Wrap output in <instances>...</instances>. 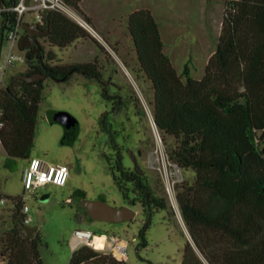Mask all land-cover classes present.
<instances>
[{
	"label": "trees",
	"instance_id": "16d2710c",
	"mask_svg": "<svg viewBox=\"0 0 264 264\" xmlns=\"http://www.w3.org/2000/svg\"><path fill=\"white\" fill-rule=\"evenodd\" d=\"M82 0H67V6L83 14ZM19 0H0V7H13ZM225 15L217 51L202 80L186 65L179 73L165 51L160 24L147 9L127 18V29L137 60L139 80L150 85L153 116L167 147L170 161L195 174L192 183L177 186L181 217L191 237L183 264H264V0H225ZM13 12L1 14L2 32L16 22ZM41 29L50 50L24 49L28 69L11 78L0 90V143L12 159L28 161L34 149L44 82H68L78 75L97 82L105 99L124 100L109 94L111 86L98 61L63 63L52 48L66 49L80 40H93L91 33L66 15L49 11ZM117 51L115 48H113ZM19 75H40L29 83ZM72 120L66 114L50 112ZM58 119V118H57ZM66 130L65 142L74 139ZM262 132V136L259 133ZM112 166L114 183L126 205L140 204L143 226L140 246L147 247L146 234L159 212H172L167 191L150 180L135 164L123 167L119 148ZM13 204L11 230L0 233V257L4 264H44L43 239L30 235L24 225L20 198L1 196ZM71 264H125L89 247L74 252Z\"/></svg>",
	"mask_w": 264,
	"mask_h": 264
},
{
	"label": "rangeland",
	"instance_id": "374dc122",
	"mask_svg": "<svg viewBox=\"0 0 264 264\" xmlns=\"http://www.w3.org/2000/svg\"><path fill=\"white\" fill-rule=\"evenodd\" d=\"M145 6L156 12L168 52L175 50L178 53L174 64L179 73H183L188 65L191 75L202 80L211 53L217 51L226 10L225 0H85V9L112 34L110 45L113 39L121 41V53H118L127 68L119 61L112 64V73L115 72L113 82L117 87L111 86L109 94L113 98L122 97L125 105L120 106L115 99H105L97 82L78 75L68 82L45 80L31 157L52 165L69 166L71 177L65 187L49 185L27 200L33 217L27 232L30 235L41 234L43 245L40 253L44 264H71L73 249L70 241L76 230L108 233L123 239L128 244L125 264H183L189 233L179 214L176 189L183 182L192 183L195 174L181 170L170 161L167 147L155 125L151 87L144 80H139L135 72L138 66L129 38L127 18L131 11ZM1 20L0 15V24ZM25 20L31 21L30 16ZM98 33L104 35L103 38L98 37L100 42L108 46L105 42L107 36L101 28ZM5 35L0 28V88L29 67L28 64H16L3 68L9 53ZM40 46L47 52L50 50L46 38L41 37ZM97 48L90 42L52 50L61 62L74 63L93 61L94 53L100 54ZM16 53L19 54V50ZM20 54L25 55L26 52L21 50ZM109 60L112 61L111 58ZM50 112L66 113L75 119L72 141L65 142L64 124L49 121ZM117 148L124 168L133 170L137 164L146 171L150 180L161 184L165 192L168 187L171 189L169 202L172 212L155 214L146 234L147 247L140 246L139 238L144 221L142 206L126 205L114 183L108 159L114 166ZM26 166L27 161L10 158L0 143V192L3 195L11 193L24 197L23 172ZM166 172L170 179H166ZM79 190L84 191L88 201H105L113 207L128 206L135 216L130 221L117 224L84 220ZM45 195L49 198L43 201ZM11 209L9 203L0 206V233L11 230ZM0 264H4L1 257Z\"/></svg>",
	"mask_w": 264,
	"mask_h": 264
},
{
	"label": "built area",
	"instance_id": "2783aa9c",
	"mask_svg": "<svg viewBox=\"0 0 264 264\" xmlns=\"http://www.w3.org/2000/svg\"><path fill=\"white\" fill-rule=\"evenodd\" d=\"M49 11L60 12L88 31H91L90 28L88 29L86 21L67 6V0H19L18 4L13 7H0V15L13 12L17 16L14 25L10 27V30L5 31V40L9 44V53L6 65L3 67L4 69L16 64H28L27 52L25 55L20 54L22 50L20 43L26 33L24 25H34L40 28L43 26L44 14ZM26 16H30L31 21H26ZM17 50H19V54L16 53ZM2 88L3 86H1L0 90ZM2 116L3 111L0 108V120ZM0 127H2L1 123ZM158 139H160V136H158ZM165 176L166 179H170V175L167 172ZM70 177L71 170L69 166L52 165L39 158H30L27 161V166L23 172L24 197L20 198L22 202L21 213L26 227L33 222L31 208L28 206L27 200L35 197L41 189L49 185L65 187ZM167 191L169 197H172L170 187L167 188ZM7 203L12 205V211L13 204L5 199H0V206ZM70 244L73 253L83 247H89L102 255L112 256L120 262H125L127 259V242L113 234L97 233L91 230H76Z\"/></svg>",
	"mask_w": 264,
	"mask_h": 264
},
{
	"label": "water",
	"instance_id": "95a60500",
	"mask_svg": "<svg viewBox=\"0 0 264 264\" xmlns=\"http://www.w3.org/2000/svg\"><path fill=\"white\" fill-rule=\"evenodd\" d=\"M86 24L88 26V29L89 28L92 29V27L87 22ZM24 29L27 32V36H23L21 40V43H20L21 49L22 50L32 49L36 47V53H39L42 50V47L39 45V40L37 38L46 36L48 35L49 32L41 28H38L34 25H24ZM93 32L95 31L93 30ZM42 78L44 77L40 75H32V76L19 75L18 76V79L25 80L29 83L39 81ZM48 119L51 123L64 124V126L66 127V130H70V128L72 127V120L69 118H64V117L48 114ZM259 136H262V132L259 133ZM48 198H49V195H45L42 200L46 201L48 200ZM87 204L91 205L94 208L93 220H102L108 223L117 224V223L130 221L135 216V213L128 206L113 207V206L108 205L105 201H97V202L88 201ZM189 240H191L190 235H189Z\"/></svg>",
	"mask_w": 264,
	"mask_h": 264
},
{
	"label": "crops",
	"instance_id": "0c3cea01",
	"mask_svg": "<svg viewBox=\"0 0 264 264\" xmlns=\"http://www.w3.org/2000/svg\"><path fill=\"white\" fill-rule=\"evenodd\" d=\"M84 3H85V0H82L81 1V4H80V8H81V10H82V12H83V14L91 21V24H92V29L95 31V32H90L91 33V35H92V37L96 40V41H98L102 46H104L105 47V51H102L99 47H98V45L93 41V40H80V41H77L74 45H76V44H82V45H85V43H90V42H92V43H94L95 45H97V49L99 50V52H100V54L98 53V54H95L94 53V59H93V61H90V62H74V63H91V62H94V61H98L99 63H100V65H101V67H102V69H103V71H104V75H105V78L106 79H109V80H111L112 82H113V80H114V77H115V72L114 73H112V64H114V65H116V61H119L121 64H122V66L124 67V68H127L126 66V64H124V62H123V60H122V57H120V55H119V53H121V41L119 40V39H113L112 40V43H111V45L113 46H111L110 45V40L112 39V34L109 32V30L108 29H105V28H102V26L100 25V23L98 22V20L96 19V17L94 16V15H92V13H90L89 11H87L86 9H85V7H84ZM210 4V3H209ZM142 9H147V10H150L151 12H152V14H153V16L156 18V20L158 21V18H157V15H156V12H155V10L152 8V7H149V6H145V7H137L136 9H134L133 11H131V13H130V15L132 14V13H134L135 11H138V10H142ZM130 15H128V17L130 16ZM119 17H117V19H118ZM74 21V20H73ZM100 28H101V30H103V32H104V34H105V36H107L106 37V39H105V42L107 43V45L108 46H105V45H103L101 42H100V40L98 39V37H102L103 38V36L100 34V33H98L99 32V30H100ZM160 32H161V35H162V38H163V41H164V44H165V51H166V53L168 54V56L171 58V60H172V62H173V64H174V60L178 57V53L174 50V51H171V52H168V47H167V45H166V43H165V40H164V36H163V32H162V30H161V25H160ZM129 38H130V35H129ZM108 42H107V41ZM130 40H131V38H130ZM113 48H115L117 51H115ZM119 52V53H118ZM97 53V52H96ZM133 53H134V55H135V52H134V48H133ZM214 53L215 52H212L211 53V55H210V57H209V61H210V59H211V57L214 55ZM112 59V61H110L109 59ZM135 59H136V57H135ZM121 66V65H120ZM121 66V67H122ZM174 67H175V64H174ZM176 68V67H175ZM177 70V69H176ZM137 71V70H136ZM135 71V72H136ZM181 74V73H180ZM114 83V82H113ZM114 84H116L117 85V83H114ZM32 158V157H31ZM78 196L79 195H82L85 199H86V196H85V193H84V191H82V190H79L78 192ZM0 195L1 196H7V197H13V198H20L19 196H17V195H13V194H11V193H5V195H3L1 192H0ZM87 200V199H86ZM70 201V200H69Z\"/></svg>",
	"mask_w": 264,
	"mask_h": 264
},
{
	"label": "flooded vegetation",
	"instance_id": "af4514ba",
	"mask_svg": "<svg viewBox=\"0 0 264 264\" xmlns=\"http://www.w3.org/2000/svg\"><path fill=\"white\" fill-rule=\"evenodd\" d=\"M24 36H27V32L25 33ZM37 39L39 40V45H40L41 37H38ZM32 49H36V47H34ZM79 202H80V206H81V209L83 212V219L84 220H93L94 208L91 205L87 204L88 200H86L82 195H79Z\"/></svg>",
	"mask_w": 264,
	"mask_h": 264
}]
</instances>
